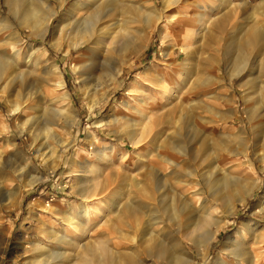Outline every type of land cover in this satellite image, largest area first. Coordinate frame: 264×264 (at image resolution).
Wrapping results in <instances>:
<instances>
[{
  "label": "rangeland",
  "instance_id": "374dc122",
  "mask_svg": "<svg viewBox=\"0 0 264 264\" xmlns=\"http://www.w3.org/2000/svg\"><path fill=\"white\" fill-rule=\"evenodd\" d=\"M64 1L61 7L60 0H49L57 10V15H53L50 20L55 34L46 31L42 39L34 34L30 26L20 25L17 18L10 14L6 1L0 0V56L10 60L11 67L7 74L13 75L9 78H13L17 84L8 91L0 92V128L9 126L10 129V132H0V263L34 264L32 259L38 254L33 249L35 241L46 247L43 257L45 261H50L47 264H81L85 260V247L95 250L98 242L101 249L109 241L114 251H122L128 242L115 229L124 226L123 207L126 203L138 206L142 201L154 209L151 215H159L156 220L165 221L155 224L153 220L151 224L156 226L152 225V230L157 235L160 231L159 237L167 244H171L174 239L181 241L189 256L187 264H217L220 256L227 259L226 264H264V208L258 207L262 201L264 206V164L253 154L252 149L244 156L243 147L228 142L223 133L224 123L217 116L219 113L229 116L236 112L241 115L240 120L230 121L224 130H231V135H235L236 127L244 125L251 140L249 148H252L255 140L258 142V153H264V103L260 106L262 108H258L259 113L256 111L259 116L251 121L252 124L243 113L246 105L253 107V102L248 101L246 94L252 89L256 90V87L248 84L254 77L258 92L261 91L260 95L264 97V71L252 65L247 72L245 69L243 73H235L230 79L227 64L222 61L225 54L233 50L229 44L236 37L247 38L255 27L264 32V0H184L181 5H174L165 13L160 28L148 30H145L143 21L145 11H140L141 17H138L137 8L144 5L149 10L148 5L152 4L160 12L163 0H109L105 8L108 6L111 11L113 9L112 16L100 22V27L104 25L106 28L103 29V45L97 44V48L92 50L93 44H82L78 48L71 47L69 54L62 50L70 47L68 39L73 36L72 28L83 21L87 12L86 9L79 10L75 14V19L80 15L78 21L70 24L65 14L78 0ZM175 11L177 16L174 18L172 13ZM199 12L205 14L204 23L194 25ZM5 15L11 19V27L2 22ZM169 15H172L171 20H167ZM214 19L222 22L215 26ZM185 23H191V28H184L185 32L180 33ZM192 25L197 31L192 30ZM125 34H131L127 37L134 36L133 40L141 43L143 51L131 53L127 57L118 81L109 87L105 73L117 61L120 50L114 36L122 40ZM56 40H59L58 46L62 50L55 48L53 43ZM184 42L193 50L188 59L186 52L180 48ZM261 48L254 45L245 47L251 53V64L255 53H259ZM211 58L215 61L212 62ZM79 64L81 67L86 65L88 73L78 74L75 66ZM53 65L61 71L60 79L64 87H58L56 83L59 79L55 74H48L47 71ZM210 78H215L214 82ZM5 79L0 81L2 87L7 82ZM17 88L22 89L26 97V93H33L27 101L30 109L25 113L12 111L13 103L19 100ZM65 93L69 94L70 100L63 98ZM105 95L107 97L100 100L96 107L90 108L91 99L98 101ZM60 108L65 111L57 116V109ZM186 110L204 128L210 139L213 138V153L208 161H215L218 170H213H217L216 175L212 171L213 180L208 184L202 180L198 185H192L194 188L186 192V204L181 201L179 194L175 195L170 189L173 180L167 179L169 183H166L165 189L170 198L167 201L175 203V208L169 204L170 210L165 213L158 203V194H153V191L144 196L136 184L153 170L160 168L163 173H168L166 160L169 157L184 159V155L173 148L183 142L182 136L174 131L177 124L173 120ZM30 115L34 116L33 127L38 133L36 139H31L27 131L22 136L19 134V124ZM66 118H76L69 129ZM49 121L55 123L47 130ZM131 131L139 135V143H132ZM171 131L174 140L166 142V136ZM15 141V145L10 144ZM20 141L22 144H19ZM17 147H21L22 154L16 150ZM36 148L40 153L35 152ZM210 168L207 164L205 170ZM214 175L217 180H214ZM238 177L248 179L252 184L258 180V185L247 197V202L238 205L234 222L219 233L218 239L207 250L200 251L192 240L185 237L191 228L190 221L194 223V217L202 213L199 204L205 203L206 207L214 205L217 211L222 210L221 202L212 195L216 193V197L220 198L224 194L234 193L232 189ZM83 192H90L87 193V196L90 195L88 200L83 198ZM193 193L197 196H193ZM78 204L87 206V209L91 207L88 209L91 225L85 228L64 222L68 214L75 215ZM183 209H189V213H186L187 210L184 213ZM83 215L75 216L83 220ZM218 215L222 217L223 212ZM146 218L138 221L142 222L141 225L135 223V233L139 226L145 224ZM250 220L258 222L261 230L258 237H238L240 225ZM55 231L58 232L57 236L67 235L73 241L60 243L54 237ZM229 237L232 240L238 238L240 248L236 255L228 253L232 243L228 245V252L223 248ZM23 249L27 252L23 253ZM140 251L149 264H166ZM52 252L66 253L68 257L52 260L49 257ZM97 254L96 260L99 259Z\"/></svg>",
  "mask_w": 264,
  "mask_h": 264
},
{
  "label": "bare ground",
  "instance_id": "6f19581e",
  "mask_svg": "<svg viewBox=\"0 0 264 264\" xmlns=\"http://www.w3.org/2000/svg\"><path fill=\"white\" fill-rule=\"evenodd\" d=\"M5 1H6L7 5L9 6L10 14L12 13L14 15V17L17 18L20 25L30 26L32 28L34 34H36V36H40L42 39H44L46 31H52V33L55 34L54 29L50 25V22H51L50 20H52L51 18L53 15H57L56 14L57 10L55 7H52V5H51L52 3L50 4L49 0H5ZM84 1L78 0V2L74 3L70 7V9H68V11L65 14L66 20L69 21L70 24H73L71 22L76 21L78 19V16L80 17V15H78L77 19H75L76 18L75 14L77 12H79V10L86 9V12H87L85 17H83V21L79 24L76 23L75 24L76 27L72 28L71 33L73 36L70 35L72 37H70L68 39L69 40L68 45L70 47L62 50L58 46L59 40H56L53 43L57 50L59 49V50L65 51L66 52L65 54L70 53L71 47L78 48L80 45L86 44V43H91L94 45L91 47L92 50H95V47H96L95 45H97V44L99 45L102 43V45H103L102 35H103V32L106 28L104 29V25L102 27H100V22H102L103 19H105V20H107V18L109 19V17L112 16L111 12L113 11V9L111 11L110 9H108V6L105 8V5L109 2V0H86L85 2ZM183 1L184 0H163V7H162L160 12H158L157 8L155 6H153L152 4L148 5L149 10H146V8H144V5H140V7L137 8V11H138L137 16L141 17L140 11H145L143 14L144 15L143 21L146 25L145 30H148V28L149 29L158 28L160 21L163 20V18H164L165 13L168 10H170L171 7H173L174 5H176V6L181 5ZM64 2H65L64 0H60V6L61 7L64 4ZM43 8L45 9V11H43ZM176 12L177 11L172 13L173 16L172 15L167 16V18H168L167 20H171V16L175 18V16H177ZM204 16H205L204 13L199 12V15L194 20V23H195L194 25H196V24L199 25V23L200 24L204 23ZM53 19H54V17H53ZM10 21H11V19L8 16L5 15L3 17L2 22H4V24H6L7 27L12 26V23H10ZM214 21H215L214 22L215 26L220 25V23L222 22V20H220V19H218L217 21L214 19ZM168 22L170 23V21H168ZM105 23H107V22H105ZM55 25L56 24H54V26ZM194 25H192V30L197 31V30H195L196 28ZM110 26H111V24H110ZM189 27L191 28V23L190 24L185 23V25H183L182 28L180 29V33H181V31H182V33L185 32L184 28L189 29ZM252 29H254V28H252ZM70 30H71V28H70ZM124 30H125V28H124ZM38 31L40 33H38ZM127 32H128V30H127ZM105 35H107V34H105ZM125 35L127 37L128 35H131V34H128V35L125 34ZM141 35L143 36L144 34H142V32H141ZM138 36H140V34ZM114 37H115L114 41L116 42V44L118 45L120 50H119V57H117L118 58L117 61L115 62V64L113 66H111L112 68L107 70V73H105L106 76L108 77L107 84L109 87L114 86L115 82L118 81V78L122 74V71H123L122 66L124 64H126V62H127V57L131 53L138 54V53L143 51V46L141 45V43L135 42L133 40L134 36H131V37L129 36L127 38L124 36L122 38V40H121V38L117 37L116 35ZM242 37H246V35H243ZM240 38H241V36L236 37L229 44V46L233 47V50L226 53L225 54L226 56L224 58H222V61H224L225 64H227L228 74H229L230 79H232L234 77L235 73H243V71L245 69L247 72V69L250 68L252 65L257 66V69L264 71V58L262 57L264 54V50L261 51V49L264 47L263 46L264 45V32L261 29H258L255 27V29L247 36V38H245V39H243V38L240 39ZM104 45H105V43H104ZM252 45L257 46V47L262 46V48L260 49L259 53H255L256 54L255 58L252 57L254 59L251 60L252 61V64H251L249 62L250 61L249 55L251 53L249 54L248 50L245 49V47L248 48L249 46L251 47ZM180 48L186 52V54H187L186 59H188V57H190V55H192V53H193L192 52L193 50L190 48V46L186 42H184L183 45L180 46ZM254 49H255V47H254ZM127 53H129V54L127 55ZM6 58L4 56H0V81H2L3 78H6L5 80H7L6 84H4L3 87H2V84L0 82V84H1L0 85V92L8 91L12 86L17 85L13 78L10 79L13 75L11 76L10 74L9 75L7 74L8 70H10L11 65H10V60L9 59L7 60ZM211 61L214 62L215 61L214 58H211ZM55 65L51 66L52 69L50 68L47 72H48V74H52V73L55 74L56 77L59 79V81L56 83L58 85V87L59 86L64 87L63 81H62V79H60L61 71H59V68ZM75 68H76L75 70L77 71L78 74L88 73V70H87L88 67L86 65H83V67H81L79 64V66H77V67L75 66ZM15 71L17 72V70H15ZM14 73H11V74H14ZM89 75H90V72H89ZM9 76H11V77L9 78ZM81 77L82 76H80V78ZM85 77H86V75H85ZM85 77H84V79H85ZM209 77H211V76H209ZM214 79L215 78H210V80H213V82H214ZM248 84H250L252 87H256V90L252 89L253 91L250 90V92H247V94L245 93L246 96H248V98H249L248 101L253 102V105H252L253 107L246 105L243 109V113H244V115H246L247 121L250 120V122H251L254 118L259 116V115H257L259 113V110H260L258 108L264 103V97H263V95L262 96L260 95L261 91L258 92L259 88L257 86L258 83H257L255 77L253 79H251ZM19 89H18L19 93L17 94L18 95L17 97L19 100L15 101L13 103L12 111L14 110V111H19L20 113H25V112H27V109H30L27 101L32 97L33 93L32 92L30 94L26 93V95H27V97H26L25 94L22 92V89L21 90H19ZM262 89H264V87ZM262 89H260V90H262ZM83 90H84V88H83ZM247 91H249V90H247ZM106 97L107 96L105 95L102 98H100L98 101H96L95 99H91L90 108L93 109L94 107H96L100 103V100H103ZM63 98L69 99L70 98L69 94L65 93ZM71 108L73 110L72 105H71ZM260 108H262V107H260ZM257 110H258V113L256 112ZM57 111H58V113H57V116H58V115L63 114L65 110H62L60 108V109H57ZM220 111H222V110H220ZM217 116H219L220 119L224 123L223 131H225V132H223V133L225 134V137L228 140V142L237 144V147L238 146L239 147L241 146V148L243 147L244 150L242 151V154L244 156L248 155L251 152L250 150L252 149L253 154H255L256 157L259 159V161H261L264 164V153L263 154L258 153V149H257V143L258 142H256L254 140L252 148H249V143L251 142V140H249V134H248L249 132H247L244 125H239L236 127V131H235L236 134L235 135H231V133H230L231 130H228V131L224 130V128L229 124L230 121H236L237 119L240 120L241 115H239L236 112V113H233L232 115H229V116H224V114L219 113V114H217ZM66 119H68V123H67L68 126L67 127L69 129L75 123L76 118L75 119L74 118L73 119L66 118ZM169 120L172 121L173 119L169 118ZM173 122L177 124L176 129L174 128L175 133L182 136L181 140L183 138V142L180 143L181 146L178 145V147H176L173 145L174 146L173 148H175V149L177 148L176 150L181 152L182 155H184V159L181 160L178 158L169 157L166 160L167 165H168V170H169L168 173H163V171L160 168L153 170L151 173L144 175L143 178L140 179L139 181H137V184H136L139 187L140 193L143 194L144 196L149 195L153 191H154L153 194H155V192H156V194H158L157 195L158 203H160V206L162 207V209L165 213L168 212V209H169L168 205L171 204V203H168V201H167V199L169 197H168V194H167L166 189H165L166 188L165 185H167L166 183H169V182H166L167 179L171 178L173 180V184H172L173 187L172 188L170 187V189L172 190V192H174L175 195L176 194H177V196L180 195L181 201H183L186 204V201H187L186 195L188 194V193L186 194V192L189 191L191 189V187H193L192 185H194V186L198 185L202 180H204L205 183L208 184L209 181L212 179V176H213L212 174L214 172L213 170H215L217 168L215 165V161H212V160L208 161V157L210 155H212V153H213V149H212L213 145L211 146V144L214 140L212 141L213 138L210 139V137L205 133L204 128L199 126V124L196 122L194 116H191L189 114V112L186 110L183 114L179 115V118H176L175 120H173ZM53 123H55V122L49 121L47 123L48 126L46 127V129L47 130L51 129V127H52L51 124H53ZM33 124H35L34 116L33 115L27 116L25 121L22 122L21 124H19V134L22 136L23 133L25 131H27L28 135L31 139H36L37 138L36 135L38 133L35 131L36 128L33 127ZM251 124H252V122H251ZM36 125L38 126V123ZM0 129H1L0 130L1 133L10 132L9 126L3 128V129L0 128ZM43 130H44V128H43ZM45 132L47 133V131H45ZM171 133H172V131H171ZM171 133L168 134V136H166V142L167 141L173 142V140H174L173 139V133L172 134ZM245 134L248 136H246ZM130 135H131V141L133 144H137L140 142L141 138L139 137V135L136 132L131 131ZM243 135H245V136H243ZM256 137H257V135H256ZM164 143H165V141H164ZM10 144L15 145L16 141L10 142ZM19 144H22V141H20ZM20 148L21 147H17V149H16L19 153H20ZM236 150L238 151L239 149H236ZM236 150H235V152H236ZM64 151H65V148L61 152L63 153ZM233 151H234V149H233ZM239 151L241 153V150H239ZM35 152L40 153V150L36 148ZM236 153H238V152H236ZM20 154H22V152ZM42 155L44 156V154H42ZM24 158H26V157H24ZM205 162H207L208 166L211 167L210 169L205 170V168L207 167V164H206V166L204 165ZM25 163L27 164L26 161H25ZM203 165L205 166L204 169H203ZM217 170H218V168H217ZM216 171L214 172L215 175H216ZM221 171H222V169H221ZM229 176H227V177H229ZM216 178L217 177L215 176L214 180H217ZM229 178H228V181H229ZM219 180H221V179H219ZM235 180H237L236 181L237 183L235 182L236 183L235 187L233 188L231 186L233 188L232 190L234 193L224 194L220 198L216 197L217 196L216 193H213V195H212V197L216 201H219V203L221 202L220 205L223 206V209H222L223 211L220 209H219V211H221V212L217 211L218 208L214 205H212V207H210V206L206 207L205 203L204 204L198 203L202 208L201 210L199 209V211H202V213L199 216L194 217L195 222L192 224H191L192 220H191V218H189L191 220L190 221V227L191 228H190V230H188L186 232L185 237H186V239L189 238L190 240H192L196 244L197 249H199L200 251L201 250L205 251V249L207 250L208 246L211 245L214 241H216L218 239L219 233L225 227H227L228 225H230L234 222V220H235L234 217L237 216L238 205L239 204H245L247 202L246 201L247 197H249L254 192L255 188L258 185V183H257L258 180H255V182H253V184L250 182V180L248 181V179L246 180L245 178H241V177H238V179H235ZM212 182H214V181H212ZM222 183H224V182H222ZM233 183H234V179H233ZM227 184H229V183H227ZM207 186L210 187V185H207ZM216 187H218V186H216ZM213 189L214 188H212V190ZM194 191H192V192H194ZM87 193H90V192H87ZM87 193L83 192V194H82L83 198H85L86 200H88V197L90 196V195L87 196ZM189 195H192V194L190 193ZM195 195L196 194H194L193 196H195ZM147 197H148V199H150L149 198L150 196H147ZM151 197H153V195ZM187 197L189 198V196H187ZM191 198H192V196H191ZM145 199H147V198L145 197ZM181 201L180 202L177 201V202L181 203ZM191 201H192V199H191ZM174 204H171V205H174ZM78 205L79 206L77 207L75 215H80L81 213H83L84 214L83 220H80V219L78 220L75 215L68 214L67 217L65 218L64 222L68 223V225L71 224L74 226H78L80 228H85L86 226L91 225V222H90L91 219H90L89 210H88L90 206L87 209V206H85V205H82V204H78ZM258 207L264 208L263 201L259 204ZM173 208H175V205L173 206ZM123 209H124L123 212L125 214L124 226L120 227V229L116 228L115 231L118 230V233L120 234V236L122 238H124L125 240H127L128 244H127L126 248L122 251H119V252L116 250L114 251L109 246V241H107L105 247L101 249V246H100L101 244L98 242V243H96L97 246H96L95 250H93L89 246L85 247L84 252H83V256H85V260L82 261L81 264H149L148 263L149 260L141 255L140 249L143 251L142 254L146 255L147 257L148 256L152 257V258L156 257V258L160 259L159 261H165L166 264H187L188 263L189 260L187 259V257L189 258V256H187V254L185 253V247L182 246L181 241H179L177 239L176 240L171 239L172 240L171 244H167L168 242L166 243L164 241V239L159 237L160 231H159V235H157V232L152 230V225H155L156 223L159 224V222L163 223L165 221L160 220V219L156 220V218H159V215H155V214L151 215L150 214L154 211V209H152V207H150V204H146L142 201L139 203L138 206H134V204H132V203H126V205H124ZM185 210L188 211V212H186L188 214L189 209H185ZM185 210L183 209L182 211L184 212ZM170 212H172V211H170ZM173 212H174V210H173ZM222 212H223V215L221 217L218 214L219 213L221 214ZM122 215L123 214H121L120 216H122ZM171 215H172V213H171ZM135 217L137 218L136 220H135ZM143 217H147L146 221L144 222L145 224H142V226H139L137 228L138 232L136 231V233H135V228H136L135 223L136 224L142 223V222H138V221H143L142 220ZM153 220H155V222H154L155 224L154 223L151 224ZM106 221L108 222V220H106ZM110 221H111V219H110ZM112 224L114 225L115 223H112ZM137 226H138V224H137ZM80 228H79V230H80ZM260 231L261 230H259L258 222L257 221L253 222L250 220L247 222H243L240 225V227L238 229V237L240 235V236H243L244 238L253 237L256 239L258 237V234ZM116 233H117V231H116ZM57 234H58V232L55 231L54 235H56V236H54V237H56V239L60 243H68V242L73 241V239H71V237H68L67 235H60L59 234L57 236ZM163 237L167 238L168 236L164 235ZM168 239H169V237H168ZM230 243H232V246H230L231 249L229 247L230 251L228 252V245H230ZM45 248L46 247L43 246V244H41L39 241L38 242L35 241L33 243V249H36L38 254L36 256H34L35 258L32 259L33 260L32 263L35 262L34 264H47V262H50L48 259H47V261H45V259L43 257V255H44L43 252H44ZM223 248L228 253H232L233 255H236V253L238 254V252H239L238 250L240 248L238 238H235L234 240H232L229 237L225 241V243L223 244ZM22 252L26 253L27 250L25 249ZM96 252L98 253L97 254V257L99 258L98 260L95 259ZM49 257L52 258V260H55V259L63 260L65 257H68V256L66 253L52 252L49 255ZM3 259L4 258H2V260ZM29 261H31V260H29ZM75 263L77 264V262H75ZM226 263H227V259L224 256H220L217 259V264H226ZM0 264H6V263L3 262ZM152 264H154V263H152Z\"/></svg>",
  "mask_w": 264,
  "mask_h": 264
}]
</instances>
